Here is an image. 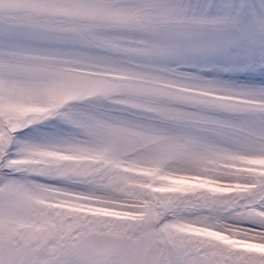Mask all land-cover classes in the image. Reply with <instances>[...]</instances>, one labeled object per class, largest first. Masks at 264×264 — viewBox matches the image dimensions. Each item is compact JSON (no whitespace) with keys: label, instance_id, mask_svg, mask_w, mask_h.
<instances>
[{"label":"snow or ice","instance_id":"6c2138e0","mask_svg":"<svg viewBox=\"0 0 264 264\" xmlns=\"http://www.w3.org/2000/svg\"><path fill=\"white\" fill-rule=\"evenodd\" d=\"M0 264H264V0H0Z\"/></svg>","mask_w":264,"mask_h":264}]
</instances>
